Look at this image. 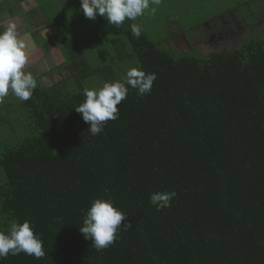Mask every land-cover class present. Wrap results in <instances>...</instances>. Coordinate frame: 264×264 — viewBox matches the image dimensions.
<instances>
[{
    "label": "trees",
    "instance_id": "obj_1",
    "mask_svg": "<svg viewBox=\"0 0 264 264\" xmlns=\"http://www.w3.org/2000/svg\"><path fill=\"white\" fill-rule=\"evenodd\" d=\"M37 1L63 62L29 100L0 98V230L31 221L45 256L0 264H264V0H160L119 27ZM132 67L156 74L151 93L129 86L93 136L84 88ZM109 197L132 228L97 251L80 226Z\"/></svg>",
    "mask_w": 264,
    "mask_h": 264
},
{
    "label": "clouds",
    "instance_id": "obj_2",
    "mask_svg": "<svg viewBox=\"0 0 264 264\" xmlns=\"http://www.w3.org/2000/svg\"><path fill=\"white\" fill-rule=\"evenodd\" d=\"M160 0H80L81 11L86 18L95 20L99 15L104 17L110 26L119 27L126 20L135 21L145 14L151 4ZM152 13L155 8L151 9ZM132 34L139 38L141 28L138 24L130 25ZM29 54L26 43L21 38L14 21L0 31V98L6 97L9 91L22 101L29 100L38 86L33 73L26 71ZM155 73H146L138 67L129 68L123 82H104L99 89L85 87L84 102L75 107L82 114L85 123L89 124L90 133L95 136L103 132L109 120L118 118V105L126 99L129 86L136 89L143 97L150 94L156 81ZM177 196L175 191H157L151 194L150 204L157 211L169 208ZM128 216L114 206L111 197L97 198L86 211L80 232L92 242L97 251H103L117 239L118 230L132 228L131 223H124ZM7 231L0 230V260L11 255L25 253L40 259L45 256L43 241L35 233L31 221L23 223L17 220L9 222Z\"/></svg>",
    "mask_w": 264,
    "mask_h": 264
},
{
    "label": "crops",
    "instance_id": "obj_3",
    "mask_svg": "<svg viewBox=\"0 0 264 264\" xmlns=\"http://www.w3.org/2000/svg\"><path fill=\"white\" fill-rule=\"evenodd\" d=\"M8 21L16 23L26 43L29 63L25 70L32 72L34 77L45 73L42 65L45 67L55 63V68L63 62L60 48L54 40V32L37 0H0V31L7 26Z\"/></svg>",
    "mask_w": 264,
    "mask_h": 264
},
{
    "label": "rangeland",
    "instance_id": "obj_4",
    "mask_svg": "<svg viewBox=\"0 0 264 264\" xmlns=\"http://www.w3.org/2000/svg\"><path fill=\"white\" fill-rule=\"evenodd\" d=\"M240 30H241V28H235V29H234V32H235L236 36L239 35ZM232 34H233V31H232ZM212 39H213V38H212ZM213 40H214V39H213ZM54 66H55V63H53L52 65H47V66H45V67H43V65H42V68H43L42 71L46 72L45 70H47L48 68H53Z\"/></svg>",
    "mask_w": 264,
    "mask_h": 264
}]
</instances>
